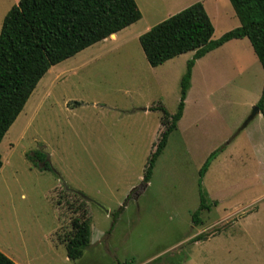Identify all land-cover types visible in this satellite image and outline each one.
<instances>
[{"label":"rangeland","instance_id":"1","mask_svg":"<svg viewBox=\"0 0 264 264\" xmlns=\"http://www.w3.org/2000/svg\"><path fill=\"white\" fill-rule=\"evenodd\" d=\"M18 1L0 0V30ZM134 1L141 19L50 68L2 139L0 252L13 264H264L262 115L241 129L263 72L246 38L193 66L182 117L142 182L164 129L156 108L177 111L193 53L151 67L138 37L200 2L216 40L239 25L233 9L227 0ZM35 152L48 170L27 158ZM199 189L210 209L195 226ZM82 199L91 240L71 261L63 238Z\"/></svg>","mask_w":264,"mask_h":264},{"label":"trees","instance_id":"2","mask_svg":"<svg viewBox=\"0 0 264 264\" xmlns=\"http://www.w3.org/2000/svg\"><path fill=\"white\" fill-rule=\"evenodd\" d=\"M228 2L239 25L216 40H212L213 25L200 2L168 17L138 37L145 60L151 67L178 55L193 53L179 83L177 111L169 115L163 108H156L163 113L161 125L164 129L146 161L142 177L145 184L152 177L168 136L176 130L182 117L191 70L197 60L231 40L246 38L264 74V0ZM140 19L141 13L134 0H19L13 5L4 16L0 30V143L50 68ZM255 107L262 115L264 129V77ZM215 155L216 152L211 153L204 162L199 171L200 179ZM27 158L40 164V169H49L43 154L35 152ZM209 209L206 196L199 189V206L191 215V223L201 225L200 215ZM75 211L81 213L71 219L70 230L63 238L66 257L71 261L83 256L91 240L90 219L83 199ZM0 264L13 262L0 252Z\"/></svg>","mask_w":264,"mask_h":264},{"label":"crops","instance_id":"3","mask_svg":"<svg viewBox=\"0 0 264 264\" xmlns=\"http://www.w3.org/2000/svg\"><path fill=\"white\" fill-rule=\"evenodd\" d=\"M227 1H228V0H227ZM238 24H239V23H238ZM235 28H236V27H235ZM233 29H234V28H233ZM230 30H231V29H230ZM228 31H229V30H228ZM228 31H225L224 33L228 32ZM224 33H223V34H224ZM115 35H116V34H115ZM116 36H117V35H116ZM106 39H107V38H106ZM104 40H105V39H104ZM104 40H103V41H104ZM103 41H101V42H103ZM235 41H236V40H231V41L227 42L226 44H224L223 47L233 46L235 43H237V42H235ZM208 54H209V53H208ZM205 56H206V55H205ZM203 58H205V57H203ZM203 58L197 60L196 63L202 61ZM196 63H195V64H196ZM262 72H263V71H262ZM263 77H264V74H263ZM262 84H263V80H262ZM261 89H262V87H261ZM260 94H261V92H260ZM259 97H260V95H259ZM256 102H257V101H256ZM255 104H256V103H255ZM255 104H254V105H255ZM259 115H260V113H258V114H257V115H256V116H255V117H254V118H253V119L247 124V126H248V125H249V124H250V123H251V122H252L257 116H259ZM261 117H262V116H261ZM261 125H262V127H263V118H262ZM247 126H246V127H247ZM263 132H264V129H263Z\"/></svg>","mask_w":264,"mask_h":264},{"label":"water","instance_id":"4","mask_svg":"<svg viewBox=\"0 0 264 264\" xmlns=\"http://www.w3.org/2000/svg\"><path fill=\"white\" fill-rule=\"evenodd\" d=\"M112 36V35H111ZM259 113L258 108L253 106L251 113L247 117V119L244 121V123L241 126V129L245 128L247 124Z\"/></svg>","mask_w":264,"mask_h":264},{"label":"bare ground","instance_id":"5","mask_svg":"<svg viewBox=\"0 0 264 264\" xmlns=\"http://www.w3.org/2000/svg\"><path fill=\"white\" fill-rule=\"evenodd\" d=\"M110 38H111V39H114V38H115V35L110 36Z\"/></svg>","mask_w":264,"mask_h":264}]
</instances>
